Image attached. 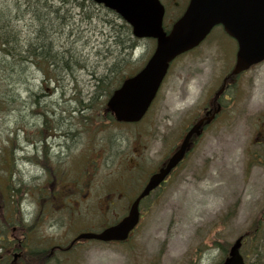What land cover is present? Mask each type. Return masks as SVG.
Returning a JSON list of instances; mask_svg holds the SVG:
<instances>
[{
    "label": "rangeland",
    "instance_id": "rangeland-1",
    "mask_svg": "<svg viewBox=\"0 0 264 264\" xmlns=\"http://www.w3.org/2000/svg\"><path fill=\"white\" fill-rule=\"evenodd\" d=\"M172 1L163 2L169 25L182 11ZM231 44L216 27L179 58L161 85L187 91L184 101L173 98V108L191 101L197 110L218 88L234 63ZM154 46L90 0H0V238L7 239L15 213L33 208L28 198L47 197L40 187L51 183L54 170L63 171L57 179L66 194L77 187L89 198H64L63 209L51 198L54 213L45 232H62L69 241L91 221L98 197L124 179L127 140L159 124L155 116L137 124L115 122L102 112L112 90L145 63ZM224 93L222 127L208 134L164 196L142 201L131 236L123 243L84 242L67 255V264H218L256 226L240 252L244 264H264V226L258 231L264 224V62ZM53 137L59 158L56 147L49 149ZM126 202L117 200L114 207ZM113 208L99 221L115 220Z\"/></svg>",
    "mask_w": 264,
    "mask_h": 264
},
{
    "label": "flooded vegetation",
    "instance_id": "flooded-vegetation-1",
    "mask_svg": "<svg viewBox=\"0 0 264 264\" xmlns=\"http://www.w3.org/2000/svg\"><path fill=\"white\" fill-rule=\"evenodd\" d=\"M160 1L163 3L168 0ZM187 2L188 0H173L171 3L172 7L184 10ZM177 62L178 60L176 59L171 64ZM165 78L166 76L162 84ZM206 78L208 77L205 76L202 80ZM185 81V78H182L180 82L184 83ZM175 82L174 80L173 83ZM231 84L230 78H228L225 83V92ZM161 89L160 86L159 90ZM180 92L179 94V90L175 88L162 89V92L155 100L157 103L155 111L153 105H150L141 120L147 118V116L151 120L155 116L159 124L153 131H139L134 134L132 140H127L125 148L127 154L126 162L122 167L125 172L124 179L118 178V184L114 182L108 188L106 195L98 197L102 198L95 205L98 211L91 218V221L87 222L88 224H84L81 229L77 230V233L69 241L63 237L62 232H56L55 234L45 232L46 225L48 223L51 225L50 219L52 213H54V211L50 210L51 198L52 200L55 199L54 206L56 209L64 208V198H84V201L89 198L88 194L85 195L87 191L81 193L76 186L75 189L70 191V194H66V186L61 185V181L57 179V177H62L63 171L54 170L55 176L51 178V183H43L42 187H40L41 193L44 192L47 197L28 198L29 202L33 204V208L27 212H24L22 208L18 215L15 213V222L10 227L11 232H8L7 239L0 238L1 241H4L0 242V264H67L66 257L69 253L75 251L80 244L92 240H75V238L81 232L99 231L108 225L109 222L106 224L103 221H99V214L103 216L115 206L117 200L127 198V202L122 208L118 205L112 210L116 213L114 219L120 220L124 217L128 213L131 203L147 184L149 178L167 165L171 156L180 148L187 133L193 128L181 159L168 171L157 187L140 201L139 217L141 218L143 214L142 201L152 196L157 198L164 196V193L173 186L180 171L184 170L185 164L191 161L194 152L201 149L202 145H205L204 142L208 134L217 129L220 130L223 124L225 109L223 97L225 98V93H221L217 98H214V94L211 96L208 93L204 97V102L199 104L201 106L195 110L193 107L195 102L191 103V101L186 104L183 103L182 106H186V109H183L182 106L173 108V104H175L173 98L184 99L187 94V91L183 89ZM153 111L154 113L152 114ZM102 112L105 113L107 119L114 120L112 114L106 108ZM212 115L213 117H211ZM58 125V139H60L62 135L61 124L59 123ZM54 139L53 137V146L50 145L49 149L56 147L58 150L55 155L59 158L57 153H60V143L54 142ZM135 143L137 145L133 146L132 144ZM30 144L34 150L37 148L35 143ZM42 166L44 167V173L47 171V166L44 162H42ZM45 179L49 180V177H45ZM84 186L86 187V185ZM170 196L172 197V195ZM104 202L107 204L103 205ZM23 213L28 214V216L24 217ZM113 222L115 221L111 223ZM131 234L132 232L130 236Z\"/></svg>",
    "mask_w": 264,
    "mask_h": 264
},
{
    "label": "water",
    "instance_id": "water-1",
    "mask_svg": "<svg viewBox=\"0 0 264 264\" xmlns=\"http://www.w3.org/2000/svg\"><path fill=\"white\" fill-rule=\"evenodd\" d=\"M121 15L139 37L156 38V47L144 67L125 79L108 100L118 121L139 120L154 98L168 63L180 53L196 46L215 24L237 40L236 74L264 58V0H189L183 14L165 32L162 28L163 7L158 0H93ZM195 129V128H194ZM193 130V129H192ZM191 130V131H192ZM191 131L165 168L153 174L128 214L99 233H81L78 238L102 241L124 240L139 218L138 204L155 188L168 171L181 159ZM238 238L221 264H243Z\"/></svg>",
    "mask_w": 264,
    "mask_h": 264
},
{
    "label": "trees",
    "instance_id": "trees-1",
    "mask_svg": "<svg viewBox=\"0 0 264 264\" xmlns=\"http://www.w3.org/2000/svg\"><path fill=\"white\" fill-rule=\"evenodd\" d=\"M3 43L6 44V45H8L9 42H8L7 39H4V40H3ZM5 53H7V55L12 54V53H11V50H7ZM12 55H13V54H12ZM30 56H32V52H30ZM21 57H22L23 59H25V60L27 59V57H25V56H21ZM261 226H264V224L261 225V222H259V223H258V231H259V228H260ZM256 231H257V226H256V227H253V228H250L249 231H248V233H246V235H244V240L246 239V237H247L249 234H250V235H251V234L254 235V233H255Z\"/></svg>",
    "mask_w": 264,
    "mask_h": 264
},
{
    "label": "bare ground",
    "instance_id": "bare-ground-1",
    "mask_svg": "<svg viewBox=\"0 0 264 264\" xmlns=\"http://www.w3.org/2000/svg\"><path fill=\"white\" fill-rule=\"evenodd\" d=\"M25 60V59H24Z\"/></svg>",
    "mask_w": 264,
    "mask_h": 264
}]
</instances>
